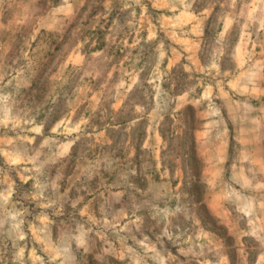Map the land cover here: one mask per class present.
Segmentation results:
<instances>
[{"label": "rangeland", "instance_id": "obj_1", "mask_svg": "<svg viewBox=\"0 0 264 264\" xmlns=\"http://www.w3.org/2000/svg\"><path fill=\"white\" fill-rule=\"evenodd\" d=\"M9 2L0 264H264V0Z\"/></svg>", "mask_w": 264, "mask_h": 264}, {"label": "crops", "instance_id": "obj_2", "mask_svg": "<svg viewBox=\"0 0 264 264\" xmlns=\"http://www.w3.org/2000/svg\"><path fill=\"white\" fill-rule=\"evenodd\" d=\"M2 2H3V0H0V6H1V4H3ZM9 3L12 5L13 4V0H10ZM17 4H18V2L16 1L15 5H17ZM1 14H2V12H0V23L2 21V15ZM262 101L264 103V99ZM259 105H261V104H259ZM256 122H258V124H259V127H260L259 129H262L261 126L264 127V112L263 113L262 112L258 113Z\"/></svg>", "mask_w": 264, "mask_h": 264}]
</instances>
